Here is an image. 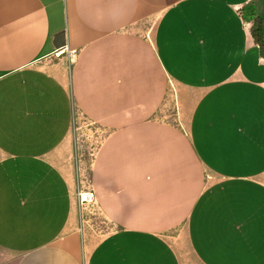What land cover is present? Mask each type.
<instances>
[{
	"label": "crops",
	"instance_id": "obj_1",
	"mask_svg": "<svg viewBox=\"0 0 264 264\" xmlns=\"http://www.w3.org/2000/svg\"><path fill=\"white\" fill-rule=\"evenodd\" d=\"M252 2L0 0V264H183L177 231L199 264H264ZM56 51L68 88L44 64ZM74 111L100 135L88 190L112 229L88 257L50 160Z\"/></svg>",
	"mask_w": 264,
	"mask_h": 264
},
{
	"label": "rangeland",
	"instance_id": "obj_2",
	"mask_svg": "<svg viewBox=\"0 0 264 264\" xmlns=\"http://www.w3.org/2000/svg\"><path fill=\"white\" fill-rule=\"evenodd\" d=\"M254 6L258 14H262L264 5L260 0H254ZM248 27L250 28V24ZM56 51L44 64L49 72L60 75L64 84L69 86V71L73 54L58 56ZM60 52V51H59ZM68 57V61L62 57ZM172 91V90H171ZM173 96V92L170 97ZM183 114L182 107L172 103L168 107L167 119L169 122L179 123V115ZM100 144V135L93 124L80 117L74 111L72 126L66 140L51 156L50 160L64 174L73 200V216L68 231L78 233L81 241L84 257H88L93 248L108 234L112 232L110 226L105 223L93 204H80L79 194L89 191V176L94 154ZM170 238V244L180 255L183 264H199L186 243L184 231H177Z\"/></svg>",
	"mask_w": 264,
	"mask_h": 264
},
{
	"label": "trees",
	"instance_id": "obj_3",
	"mask_svg": "<svg viewBox=\"0 0 264 264\" xmlns=\"http://www.w3.org/2000/svg\"><path fill=\"white\" fill-rule=\"evenodd\" d=\"M264 5V0H260ZM240 19L250 24L249 35L255 47H257L259 56L264 62V10L258 14L254 2L238 11Z\"/></svg>",
	"mask_w": 264,
	"mask_h": 264
},
{
	"label": "built area",
	"instance_id": "obj_4",
	"mask_svg": "<svg viewBox=\"0 0 264 264\" xmlns=\"http://www.w3.org/2000/svg\"><path fill=\"white\" fill-rule=\"evenodd\" d=\"M79 202H80V204H86V205L93 204L94 205L93 193L91 191H86V192L80 193L79 194Z\"/></svg>",
	"mask_w": 264,
	"mask_h": 264
}]
</instances>
